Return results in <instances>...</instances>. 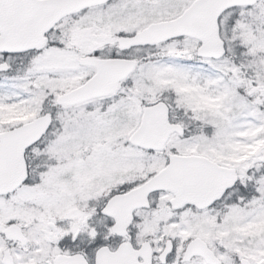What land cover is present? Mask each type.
<instances>
[{
  "label": "snow or ice",
  "instance_id": "1",
  "mask_svg": "<svg viewBox=\"0 0 264 264\" xmlns=\"http://www.w3.org/2000/svg\"><path fill=\"white\" fill-rule=\"evenodd\" d=\"M0 264H264V0H0Z\"/></svg>",
  "mask_w": 264,
  "mask_h": 264
}]
</instances>
